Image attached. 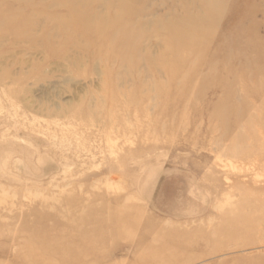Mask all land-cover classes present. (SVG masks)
Instances as JSON below:
<instances>
[{
  "label": "rangeland",
  "instance_id": "rangeland-1",
  "mask_svg": "<svg viewBox=\"0 0 264 264\" xmlns=\"http://www.w3.org/2000/svg\"><path fill=\"white\" fill-rule=\"evenodd\" d=\"M120 1L0 0V264H264V0Z\"/></svg>",
  "mask_w": 264,
  "mask_h": 264
},
{
  "label": "bare ground",
  "instance_id": "bare-ground-1",
  "mask_svg": "<svg viewBox=\"0 0 264 264\" xmlns=\"http://www.w3.org/2000/svg\"><path fill=\"white\" fill-rule=\"evenodd\" d=\"M102 0H95V2H100ZM127 0H121L120 2H122L123 4L121 5H118V11L121 13V14H124L123 16L126 15L127 11L129 9H127V6L125 4ZM17 2V1H15ZM206 8L207 9H212L214 8V12L216 13V15L219 13V4L217 2H209V3H206ZM4 11L2 9H0V15L3 16ZM70 15H69V22H70V25L72 27L74 26H79L80 29H81V34L83 36H86V37H89L91 40L94 38V37H98V38H104L106 37V33H105V27H104V23H99L96 25V31L89 34V23H90V19L88 18L87 16V9L86 11H84V7H77V10H75L74 13H70L68 12ZM127 16V15H126ZM111 19V17H110ZM101 20V19H100ZM235 20V19H233ZM105 22V21H103ZM107 23L110 22L108 19L106 21ZM201 22H204L203 20H201ZM206 22V21H205ZM184 23L186 25H193V23L189 20V19H186L184 21ZM207 25H209L210 23L213 24L214 21L211 22L210 18L208 19L207 21ZM235 23V22H234ZM236 24V23H235ZM203 25V26H202ZM202 25H199L197 26V29H198V33L199 35H202L205 33V23H203ZM235 26V25H234ZM233 27V26H232ZM234 28V27H233ZM232 28V29H233ZM239 28H240V24H239ZM237 29V27H236ZM235 29V30H236ZM242 30V29H241ZM112 32V31H111ZM229 32V31H228ZM241 32V31H240ZM235 33V32H234ZM233 33V34H234ZM239 34V33H238ZM242 36V35H241ZM227 37V36H225ZM189 39H192L194 41H199L200 40V37L199 36H196V37H192V36H188ZM229 38V37H227ZM100 40V39H99ZM252 40V39H250ZM223 40L221 39V42ZM235 41V40H233ZM220 42V43H221ZM250 42V41H249ZM224 43V41H223ZM250 45V43H249ZM248 45V46H249ZM170 49H172V47H170ZM175 65H178V63H176ZM171 66L170 67V70L171 71V74H173V69H176V66ZM250 127H254V128H257L256 129V139H255V146H252L250 148V144L244 148H238V150L236 148H230V152H231V156L235 157V159H239L242 158L244 161L248 162L249 164H251L252 166H262L264 164V130L261 129L260 125L257 123H252L250 124ZM250 143V142H249ZM254 143V142H253ZM239 144V143H238ZM255 147V148H254ZM234 159V158H233ZM263 206V204H262ZM228 208V207H227ZM234 209L233 208H230V211H232ZM242 220V219H241ZM244 221V220H243ZM239 222V221H238ZM262 222H264V220L262 221L261 220H258V226L262 224ZM235 223V222H234ZM255 223V222H254ZM256 223V224H257ZM237 225V224H235ZM234 225V226H235ZM255 225V224H254ZM233 226V227H234ZM261 229V228H260ZM259 229V230H260ZM232 231V229H231ZM261 231V230H260ZM230 232V231H229ZM115 233V232H114ZM113 233V234H114ZM236 233V232H235ZM240 233V232H239ZM57 236V235H56ZM62 236V235H61ZM54 237V235H53ZM52 239V238H51ZM66 239V240H65ZM70 239V240H69ZM71 239H73V245H69L70 241H72ZM47 240V239H46ZM57 240V244H54V245H50L49 246H55L57 245L56 247L54 248H47V251H48V256L49 258H46L44 261L45 262H42L40 264H54V263H58V264H67L68 262H71L72 260L75 261H78L79 260H82L83 258H86V257H89V256H93L94 253L97 254V251L95 249H91V250H88V249H85V244L86 243H92L90 237L85 234V233H81V235H79L78 237H71V236H67V238H64V237H59ZM50 241V239L48 240ZM55 240L52 241V243H54ZM51 243V244H52ZM167 245V243L165 244V246ZM163 245V247H165ZM49 251H53V254H50ZM214 251V250H213ZM215 252V251H214ZM75 253V254H74ZM52 257H58L60 259H58L56 262L55 260L52 261ZM49 259L48 262H46L47 260ZM80 262V261H79ZM34 263V262H33ZM36 263V262H35ZM77 263V262H76ZM75 263V264H76ZM261 264V263H260Z\"/></svg>",
  "mask_w": 264,
  "mask_h": 264
}]
</instances>
